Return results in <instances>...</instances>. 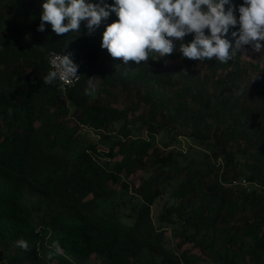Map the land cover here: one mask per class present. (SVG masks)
Returning a JSON list of instances; mask_svg holds the SVG:
<instances>
[{
	"label": "trees",
	"instance_id": "16d2710c",
	"mask_svg": "<svg viewBox=\"0 0 264 264\" xmlns=\"http://www.w3.org/2000/svg\"><path fill=\"white\" fill-rule=\"evenodd\" d=\"M41 17L0 0V264H264V62L191 60L174 39L186 72L153 70ZM52 51L82 73L66 93L43 82Z\"/></svg>",
	"mask_w": 264,
	"mask_h": 264
},
{
	"label": "clouds",
	"instance_id": "9594fccd",
	"mask_svg": "<svg viewBox=\"0 0 264 264\" xmlns=\"http://www.w3.org/2000/svg\"><path fill=\"white\" fill-rule=\"evenodd\" d=\"M235 10L231 0H115L114 5L103 6L86 3V0H44L42 23L37 30L44 31V22H47L57 35L71 30L78 32L81 21H87L91 33L110 12H115L118 20L106 26L101 47L125 64L147 62L152 52L159 56L172 54L174 39L181 41L179 50L186 58L195 61L216 58L228 63L242 46L251 45L259 52L264 41V0H244L238 8V18ZM237 25L239 30L231 33L238 37L233 49L224 37L230 27ZM206 29L210 35L205 34ZM193 33L194 39L183 43V38ZM70 55H57L50 61L51 70L43 78L44 84L50 85L58 79L70 82L80 77L78 65ZM89 85L92 86V79ZM14 243L25 252L31 251L26 239L20 238ZM49 247L54 250L49 252V259L62 251L59 240H53Z\"/></svg>",
	"mask_w": 264,
	"mask_h": 264
},
{
	"label": "rangeland",
	"instance_id": "374dc122",
	"mask_svg": "<svg viewBox=\"0 0 264 264\" xmlns=\"http://www.w3.org/2000/svg\"><path fill=\"white\" fill-rule=\"evenodd\" d=\"M34 2V8L37 10V11H41L42 10V4L44 3V0H33ZM97 3L101 4L102 1H99L97 0ZM85 24L87 25V21H85ZM111 24L109 21H107L106 19H103L100 23V25L98 27H95L93 32L95 33H98L100 34L101 36L103 35V32L105 31L106 29V26ZM238 52H240L243 56V59L247 61V64L248 65H251L253 63H256V62H264V46H262L261 50L259 52L255 51L251 45H244L242 46L241 49L237 50ZM173 55L174 54H170V55H164V56H159V53H156V52H152L149 54V56H151V58L153 59V61L151 62L150 59H148L149 61L148 64H149V67L151 69H155L157 67H159V64H161L162 66V63L163 61H165V67L166 68H172L174 69L175 67L177 66H180L182 68V72H186V67L184 66L183 62L181 61V59L179 58V56L175 55V57L173 58ZM163 65V67H164ZM145 136V135H144ZM89 137L91 139L93 138H96L95 135H93L92 133H89ZM98 140V138H96ZM181 144H182V148L184 150H187L188 148V141L184 138L181 139ZM106 148V147H105ZM197 156L202 157L203 155L202 154H197ZM142 172H139L135 177L134 179L135 180H138L139 176L141 175ZM139 184V181L137 182ZM158 208L157 205H155L153 207V212H156V209ZM167 236L171 238V233L168 232L167 233ZM173 240V239H172ZM176 243V241H175ZM186 248H190L189 246L186 247ZM191 252L193 253H197L196 250H193V249H190ZM93 262L94 264H100L102 262V259L97 257V256H94L93 257Z\"/></svg>",
	"mask_w": 264,
	"mask_h": 264
},
{
	"label": "built area",
	"instance_id": "2783aa9c",
	"mask_svg": "<svg viewBox=\"0 0 264 264\" xmlns=\"http://www.w3.org/2000/svg\"><path fill=\"white\" fill-rule=\"evenodd\" d=\"M57 55H61V56H62L63 54L60 53V52H56V51H52V52L49 54V56H48V63H49L50 68H51L50 61H51L52 59H54ZM77 75L80 76V77H79L78 79L73 78L70 82H63V81H60V80L58 79V81H59V85H60L59 88L61 89V91H62L63 93H66L69 89L75 87V86L81 81V79H82V73H81L79 67H78V70H77ZM238 184H242V185L245 186V187H248V186H249V183L246 182L245 180H243L242 182H240V183H238Z\"/></svg>",
	"mask_w": 264,
	"mask_h": 264
}]
</instances>
